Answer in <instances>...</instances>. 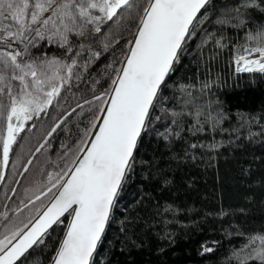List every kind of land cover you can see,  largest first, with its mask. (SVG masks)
<instances>
[{
  "label": "snow or ice",
  "instance_id": "1",
  "mask_svg": "<svg viewBox=\"0 0 264 264\" xmlns=\"http://www.w3.org/2000/svg\"><path fill=\"white\" fill-rule=\"evenodd\" d=\"M212 0H0V184L4 183L10 158L15 157L13 173L24 176L36 154L50 146L57 130H65L74 113L94 118L81 130L76 142L80 155L71 166L46 174L48 187L35 199L20 200L0 209V264H24L30 250L43 245L54 226L63 224L50 264H96L114 210L127 191L136 158L144 137L153 128L158 108L163 111L169 82L198 30L205 33L203 44L216 48L232 47L223 31L219 35L202 26L209 17ZM122 21H132V38L125 40L123 58L110 62L108 88L96 93L98 79H90V68L119 40L111 39L112 29ZM221 29L244 33L242 52L236 51L237 72L264 74V0H236L226 13L212 21ZM250 29H254L250 30ZM101 42L96 50L93 44ZM249 43L251 46H249ZM52 50L58 55L50 54ZM251 57V58H250ZM90 81V82H89ZM88 82L92 100L77 103L55 118L50 130L35 151L25 149L24 140L37 122L52 119L67 93ZM188 97L182 112L195 120L192 130L201 132L205 124L213 128L224 117L212 114L211 103H197L189 91L192 85H177ZM207 82L202 89L207 88ZM99 101V104H94ZM78 109L80 111H78ZM172 120V124H178ZM64 126V127H62ZM157 134L168 139L178 136L171 129ZM64 156L72 152L62 145ZM191 148L203 145L191 144ZM28 153H31L28 155ZM27 156V159H25ZM19 184V180L16 181ZM16 195L15 188L7 200ZM49 202L34 216L17 221L20 213L36 200ZM245 242L232 252L236 264H264V231L237 233ZM211 252L212 248H204Z\"/></svg>",
  "mask_w": 264,
  "mask_h": 264
},
{
  "label": "trees",
  "instance_id": "2",
  "mask_svg": "<svg viewBox=\"0 0 264 264\" xmlns=\"http://www.w3.org/2000/svg\"><path fill=\"white\" fill-rule=\"evenodd\" d=\"M235 3L212 0L206 14L209 19L202 27L216 35L223 31L240 49L202 45L205 33L201 30L189 40L165 93L164 107L170 110L158 108L154 113L160 119H154L153 128L143 139L127 191L122 193L95 257L96 264H236L232 252L245 242L237 233L264 231V74L237 72L234 56L246 43L244 33L221 29L212 22ZM130 29L134 30L132 21H122L113 28L111 39L120 43L90 68V79L100 81L95 94L108 88L111 70L105 68L123 58L122 45L132 38ZM93 47L99 50L101 42ZM50 54L59 53L52 50ZM205 82L208 87L202 89ZM177 85H192L189 91L199 98L197 103H211L212 114L219 111L224 118L214 128L205 124L203 131L194 133L192 117L172 115L181 113L188 99ZM93 95L88 82L74 87L52 112V119L37 122L38 128L28 132L25 149L34 152L55 118L85 99L92 100ZM88 107L84 106L83 115L74 113L68 118L65 130H57L50 146L36 154L23 177L18 174L22 169L13 173L15 157L10 158L5 181L0 184V209L5 203L15 207L20 200H34L49 186L47 173L71 166L75 155H80L76 142L81 130L94 118ZM174 119L179 123L172 124ZM157 129L159 133L171 129L179 135L165 139ZM194 143L203 147L191 148ZM64 144L72 148L67 156L63 155ZM13 188L16 195L7 200ZM48 202V197L36 200L20 213V220L26 222ZM69 219L65 217L63 224L49 231L47 247L32 250L24 264H50ZM206 247L213 251H204Z\"/></svg>",
  "mask_w": 264,
  "mask_h": 264
},
{
  "label": "water",
  "instance_id": "3",
  "mask_svg": "<svg viewBox=\"0 0 264 264\" xmlns=\"http://www.w3.org/2000/svg\"><path fill=\"white\" fill-rule=\"evenodd\" d=\"M68 215L67 214H65V216L64 217H62V219H64L65 217H67ZM112 217H113V215H112ZM69 221H70V219H69ZM111 221H112V219H111ZM111 221H110V223H111ZM110 225V224H109ZM55 227V226H54ZM108 229V228H107ZM107 229H106V231H107ZM49 231H51V229L49 230ZM63 239V238H62ZM32 250H30V252H31Z\"/></svg>",
  "mask_w": 264,
  "mask_h": 264
},
{
  "label": "rangeland",
  "instance_id": "4",
  "mask_svg": "<svg viewBox=\"0 0 264 264\" xmlns=\"http://www.w3.org/2000/svg\"><path fill=\"white\" fill-rule=\"evenodd\" d=\"M250 58H251V57H250ZM28 195H29V197H30V193H28ZM20 218H21V217H17V221H19V220H20Z\"/></svg>",
  "mask_w": 264,
  "mask_h": 264
}]
</instances>
